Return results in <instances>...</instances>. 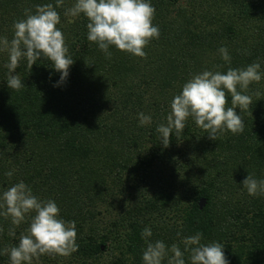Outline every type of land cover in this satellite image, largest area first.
<instances>
[{
  "label": "trees",
  "instance_id": "1",
  "mask_svg": "<svg viewBox=\"0 0 264 264\" xmlns=\"http://www.w3.org/2000/svg\"><path fill=\"white\" fill-rule=\"evenodd\" d=\"M74 2L56 8L74 60L62 84L54 86L60 73L50 61L30 69L22 59L14 74L25 86L10 89L0 53V193L23 181L40 200L55 201L77 232V251L33 264H143L145 227L150 242L183 251L180 240L200 232L202 244L224 245L229 264H264V196H249L241 184L248 174L264 179V78L245 93L250 108L235 110L245 124L237 135L210 140L189 118L164 147L156 131L193 75L254 62L264 71V0H150L159 37L146 57L111 47L110 59L87 40L83 15H64ZM47 3L55 0H0V37L10 40L24 10ZM141 112L150 124L139 126ZM29 221L11 237L10 220L0 217V251L18 244ZM0 264L9 257L0 255Z\"/></svg>",
  "mask_w": 264,
  "mask_h": 264
},
{
  "label": "clouds",
  "instance_id": "2",
  "mask_svg": "<svg viewBox=\"0 0 264 264\" xmlns=\"http://www.w3.org/2000/svg\"><path fill=\"white\" fill-rule=\"evenodd\" d=\"M63 5L64 0H55V5L35 6L34 13L32 9H25L24 18L13 23L12 38L0 37V53H6L8 58L4 65L8 70V88L19 91L25 86L20 76L14 74L22 59L30 69L41 58L50 61L51 68L60 73L54 86L62 84L68 77L74 60L68 54L63 32L57 28L60 14L56 8ZM154 14L155 8L150 0H75L64 11L66 17L83 15L87 19V40L95 43L106 59L112 56L111 47L135 57H146L144 48L150 40L159 37V28L152 24ZM218 52L223 61L231 62L227 47H220ZM262 78L264 71L259 62L244 68H228L223 73L205 70L193 75L171 100L166 124L156 129L160 142L167 147L173 131L179 137L189 118L207 133L210 140L216 141L226 132L233 135L243 132L244 120L235 110L250 108L252 97L245 93L251 84L259 83ZM229 94L230 107L227 106ZM255 94L260 96L259 92ZM150 123V116L139 113V126ZM5 175L11 178L13 172ZM241 184L249 196H264V179L257 180L253 174H248ZM59 212L55 201L40 200L23 181L0 193V217L10 220L12 225L8 229L9 236L15 237V228L30 217L18 244L5 247L0 255H7L9 264H33L44 255L68 256L77 251L75 221H64L59 218ZM3 231L0 227V233ZM141 236L146 243L143 264H162L165 258L167 264H186L185 253H188L189 264H229L224 255V245L216 241L202 244L200 232L180 240L183 251L176 243L169 247L163 241L150 242V227H145Z\"/></svg>",
  "mask_w": 264,
  "mask_h": 264
},
{
  "label": "water",
  "instance_id": "3",
  "mask_svg": "<svg viewBox=\"0 0 264 264\" xmlns=\"http://www.w3.org/2000/svg\"><path fill=\"white\" fill-rule=\"evenodd\" d=\"M202 202H203V199H200V200H199V205H201V204H202Z\"/></svg>",
  "mask_w": 264,
  "mask_h": 264
},
{
  "label": "rangeland",
  "instance_id": "4",
  "mask_svg": "<svg viewBox=\"0 0 264 264\" xmlns=\"http://www.w3.org/2000/svg\"><path fill=\"white\" fill-rule=\"evenodd\" d=\"M117 198V197H116Z\"/></svg>",
  "mask_w": 264,
  "mask_h": 264
}]
</instances>
